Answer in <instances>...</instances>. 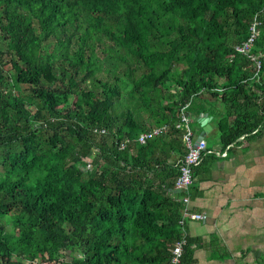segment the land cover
Here are the masks:
<instances>
[{
  "label": "trees",
  "instance_id": "16d2710c",
  "mask_svg": "<svg viewBox=\"0 0 264 264\" xmlns=\"http://www.w3.org/2000/svg\"><path fill=\"white\" fill-rule=\"evenodd\" d=\"M255 14L264 53V0H0V218L16 230L0 224V264H166L180 235L178 108L217 100L223 145L264 115V58L249 85L233 50ZM103 55L118 63L106 74ZM123 96L147 120L117 116Z\"/></svg>",
  "mask_w": 264,
  "mask_h": 264
},
{
  "label": "crops",
  "instance_id": "0c3cea01",
  "mask_svg": "<svg viewBox=\"0 0 264 264\" xmlns=\"http://www.w3.org/2000/svg\"><path fill=\"white\" fill-rule=\"evenodd\" d=\"M253 82L259 85L247 83ZM255 95L264 97L259 90ZM187 114L194 140L202 134L200 118L209 128L201 135L205 152L192 170L186 205L205 220L185 222L182 264H264V115L250 133L223 145L217 125L225 112L217 100L202 93L197 111ZM170 158L174 164L179 157Z\"/></svg>",
  "mask_w": 264,
  "mask_h": 264
},
{
  "label": "built area",
  "instance_id": "2783aa9c",
  "mask_svg": "<svg viewBox=\"0 0 264 264\" xmlns=\"http://www.w3.org/2000/svg\"><path fill=\"white\" fill-rule=\"evenodd\" d=\"M260 25L257 15H253L248 28L247 36L244 41L234 46L235 53L243 56L249 63L252 74L249 81H255L258 79L261 60L264 58V53L259 51L254 43L258 35V27ZM189 106V102L180 106L177 112V121L174 125L175 129L181 132L180 140L185 150L184 154L178 158L174 163V168L177 172V176L173 182V190L179 191V201L182 206L180 209V218L178 220L179 238L174 241L170 256L166 264H182L181 258L183 255V249L186 246V235L183 230L186 221H204L205 215L191 213L187 210L186 205L188 202V191L193 181L192 170L199 164L201 156L205 152V144L203 140H194L193 133L189 127V116L186 109ZM167 132V126L161 125L152 127L147 131L139 133L134 142L138 145H145L148 141H151ZM93 133L102 134L103 130L94 129ZM129 140H125L118 145V150L125 149Z\"/></svg>",
  "mask_w": 264,
  "mask_h": 264
},
{
  "label": "rangeland",
  "instance_id": "374dc122",
  "mask_svg": "<svg viewBox=\"0 0 264 264\" xmlns=\"http://www.w3.org/2000/svg\"><path fill=\"white\" fill-rule=\"evenodd\" d=\"M110 42L108 41H105V46L106 45H109ZM99 48V47H97ZM99 50V49H97ZM96 54L98 55L99 53L96 52ZM107 56L103 55V58L100 60L101 64L100 66L102 67L103 69V72L106 74L108 72H111L110 71V68L113 67V65H117L118 63L117 62H114L112 60H108V62L106 61ZM0 63H2V65L0 66L1 67V70H2V73L3 74H9V70H8V65L4 64V61H6V58L3 56L1 57L0 59ZM111 63V67L108 68L107 67V64ZM135 75V74H134ZM102 76V74H101ZM103 78V76H102ZM109 81H110V78H109ZM82 87V86H81ZM20 94L21 95H24V96H27L28 95V92L27 91H24L23 90V87L20 86V88L18 89ZM137 100L136 99H129L127 96H123L121 99H120V105H118L116 107V110H115V114L118 116L121 112L124 111L125 108H128L129 110L132 111V113L134 114L135 118L137 120H147L145 119L146 118V113L143 111H137L136 107H137ZM0 224L3 226L4 228V232L6 233H15V229L11 226V222H10V218L8 216H5V217H2L0 218Z\"/></svg>",
  "mask_w": 264,
  "mask_h": 264
},
{
  "label": "water",
  "instance_id": "95a60500",
  "mask_svg": "<svg viewBox=\"0 0 264 264\" xmlns=\"http://www.w3.org/2000/svg\"><path fill=\"white\" fill-rule=\"evenodd\" d=\"M200 127H201V132H202V134L203 133H206V131L208 130V125H207V121H206V119H204V118H200ZM201 134V135H202ZM199 136L198 138H197V140L199 141V140H203L202 139V136ZM173 193H175V194H178L179 193V191L178 190H173Z\"/></svg>",
  "mask_w": 264,
  "mask_h": 264
}]
</instances>
